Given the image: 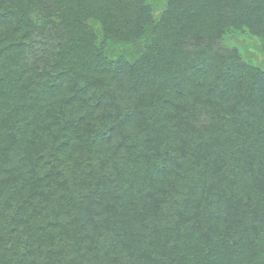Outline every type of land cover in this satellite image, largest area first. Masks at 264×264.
<instances>
[{
    "label": "trees",
    "instance_id": "16d2710c",
    "mask_svg": "<svg viewBox=\"0 0 264 264\" xmlns=\"http://www.w3.org/2000/svg\"><path fill=\"white\" fill-rule=\"evenodd\" d=\"M149 1L0 0V264H264V0Z\"/></svg>",
    "mask_w": 264,
    "mask_h": 264
},
{
    "label": "rangeland",
    "instance_id": "374dc122",
    "mask_svg": "<svg viewBox=\"0 0 264 264\" xmlns=\"http://www.w3.org/2000/svg\"><path fill=\"white\" fill-rule=\"evenodd\" d=\"M149 3L153 4L157 16L158 11L164 4V0H150ZM31 14L34 17L39 15L38 20H41L42 18V12L37 8H33L31 10ZM89 22L93 24L95 29H99V26L94 23V21L90 20ZM37 35H40V33L36 31V36ZM139 42H142L140 37H131L129 40H125L124 42L115 43L113 47L109 49L108 53L111 57L121 56L126 60L131 61L138 55V50L143 45V43L140 44ZM35 45L37 50L41 48L39 44L36 43ZM188 46L192 47L190 43ZM212 48L214 50L237 48L242 53L244 59L253 60L259 67L264 69V45L258 40L257 37L251 36L247 33H244L242 36L238 35V37L235 34L223 33L215 40Z\"/></svg>",
    "mask_w": 264,
    "mask_h": 264
}]
</instances>
